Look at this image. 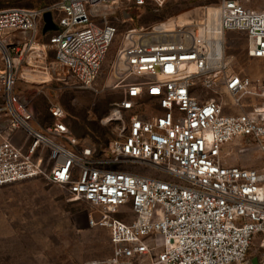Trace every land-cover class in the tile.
<instances>
[{
    "label": "built area",
    "instance_id": "built-area-1",
    "mask_svg": "<svg viewBox=\"0 0 264 264\" xmlns=\"http://www.w3.org/2000/svg\"><path fill=\"white\" fill-rule=\"evenodd\" d=\"M121 1L166 0L0 9V185L43 177L96 207L89 224L110 230L113 252L82 264H253V242L264 248V78L230 69L226 35L244 33L247 55L264 59V9L220 0L196 23L128 29L112 66L123 97L108 117L121 127L106 149L74 135L60 102L42 124L18 92L24 54L49 32L47 11L57 79L93 88L118 32L105 9Z\"/></svg>",
    "mask_w": 264,
    "mask_h": 264
},
{
    "label": "rangeland",
    "instance_id": "rangeland-1",
    "mask_svg": "<svg viewBox=\"0 0 264 264\" xmlns=\"http://www.w3.org/2000/svg\"><path fill=\"white\" fill-rule=\"evenodd\" d=\"M58 0H0V9L49 7ZM245 6L264 9V0H240ZM220 0L148 1L144 6L121 1L105 9L107 20L117 27L101 72L93 88H82L61 82L54 73L55 49L49 44L51 31L38 30L35 51H26L21 63L22 76L18 92L26 97L42 124L52 122L50 103L63 104L72 132L84 144L106 149L119 132L121 122L108 119L112 103L122 99L119 88H112V70L116 51L125 32L131 28H150L162 22L196 23L203 17L205 6H217ZM94 20L100 21L95 17ZM233 40L226 53L230 69L252 77L264 78V59L251 58L246 53L247 39L241 32H230ZM45 49V60L38 56ZM48 65L52 73L42 74L37 66ZM1 101V95H0ZM144 107L146 104H143ZM146 110V108H143ZM243 143L241 140L238 144ZM231 148V146L229 147ZM235 147L229 161L240 162ZM245 149L240 159L247 155ZM253 154V153H252ZM251 156L254 158V155ZM140 171L159 175L149 168L131 165ZM99 210L83 199H72L65 187L35 177L0 185V264H82L86 260L111 256L113 245L107 227L91 226L89 217ZM257 256L264 261V248L257 239L249 250V259ZM248 264V263H246Z\"/></svg>",
    "mask_w": 264,
    "mask_h": 264
},
{
    "label": "water",
    "instance_id": "water-1",
    "mask_svg": "<svg viewBox=\"0 0 264 264\" xmlns=\"http://www.w3.org/2000/svg\"><path fill=\"white\" fill-rule=\"evenodd\" d=\"M44 21H45V25L43 28L44 32L57 29V25L55 24V22L53 20V15H52L51 11L45 12ZM248 264H250V262H248ZM253 264H258V260L255 259L253 261Z\"/></svg>",
    "mask_w": 264,
    "mask_h": 264
},
{
    "label": "bare ground",
    "instance_id": "bare-ground-1",
    "mask_svg": "<svg viewBox=\"0 0 264 264\" xmlns=\"http://www.w3.org/2000/svg\"><path fill=\"white\" fill-rule=\"evenodd\" d=\"M216 13H217L216 7H210V9H209L210 18H214L216 16ZM173 26H174L173 21L163 22V25H162L163 28H171Z\"/></svg>",
    "mask_w": 264,
    "mask_h": 264
},
{
    "label": "trees",
    "instance_id": "trees-1",
    "mask_svg": "<svg viewBox=\"0 0 264 264\" xmlns=\"http://www.w3.org/2000/svg\"><path fill=\"white\" fill-rule=\"evenodd\" d=\"M177 1H179V0H177ZM135 6H137V5H135ZM62 104V103H61ZM63 105V104H62ZM64 107V106H63ZM64 109H65V107H64ZM75 135V134H74Z\"/></svg>",
    "mask_w": 264,
    "mask_h": 264
},
{
    "label": "crops",
    "instance_id": "crops-1",
    "mask_svg": "<svg viewBox=\"0 0 264 264\" xmlns=\"http://www.w3.org/2000/svg\"><path fill=\"white\" fill-rule=\"evenodd\" d=\"M255 59H263V58H255Z\"/></svg>",
    "mask_w": 264,
    "mask_h": 264
}]
</instances>
